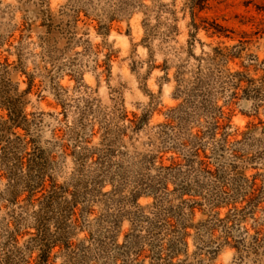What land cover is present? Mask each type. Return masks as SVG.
<instances>
[{"label":"rangeland","instance_id":"obj_1","mask_svg":"<svg viewBox=\"0 0 264 264\" xmlns=\"http://www.w3.org/2000/svg\"><path fill=\"white\" fill-rule=\"evenodd\" d=\"M257 229L264 0H0V264H264Z\"/></svg>","mask_w":264,"mask_h":264},{"label":"trees","instance_id":"obj_2","mask_svg":"<svg viewBox=\"0 0 264 264\" xmlns=\"http://www.w3.org/2000/svg\"><path fill=\"white\" fill-rule=\"evenodd\" d=\"M16 241L17 240V237H15ZM225 241H228V238H226ZM229 243V242H227ZM222 244V242L220 241H216V245H215V248L219 249L220 248V245ZM245 245L247 250H253L255 252L258 253V251L263 247L264 245V238L262 237V232L260 229H257L255 231L254 234H249V232H247V234L241 239V241L238 243V245H235L234 247L237 248V249H240L242 247V245ZM48 256L49 254H46L44 255V257L46 259H48Z\"/></svg>","mask_w":264,"mask_h":264}]
</instances>
